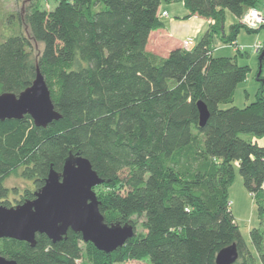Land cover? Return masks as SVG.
I'll return each mask as SVG.
<instances>
[{"label":"trees","instance_id":"1","mask_svg":"<svg viewBox=\"0 0 264 264\" xmlns=\"http://www.w3.org/2000/svg\"><path fill=\"white\" fill-rule=\"evenodd\" d=\"M50 1L48 9L28 0L22 14L5 17L9 33H0V94L17 96L38 71L61 117L46 128L29 116L0 121V205L32 200L50 170L61 172L78 154L103 180L106 192L97 200L105 223L130 224L135 235L110 254L70 231L55 244L36 235L34 247L0 239V256L76 264L83 243L88 264H216L217 253L235 245V264H264V148L254 142L264 137L263 80L260 73L255 101L238 109L235 91L249 69L212 56L215 36L235 47L241 29L264 28L242 21L259 0H163L182 4L186 18L213 22L193 49L176 48L166 58L146 50L149 35L163 28L161 0ZM225 11L237 19L228 35ZM259 65L262 71L264 58ZM198 102L209 114L203 127ZM235 170L256 206L253 252L228 200ZM11 174L31 185L13 190L14 204L4 184ZM134 218L142 219V233Z\"/></svg>","mask_w":264,"mask_h":264},{"label":"water","instance_id":"2","mask_svg":"<svg viewBox=\"0 0 264 264\" xmlns=\"http://www.w3.org/2000/svg\"><path fill=\"white\" fill-rule=\"evenodd\" d=\"M264 51L258 56L260 63ZM261 66L259 65V76ZM258 81V80H257ZM199 127L208 119L202 102L197 103ZM29 116L35 127L46 128L61 117L54 110L49 90L37 71L32 84L17 96L0 94V121L20 120ZM103 183L90 162L80 155H70L61 172L50 170L44 185L33 193V199L14 207L0 205V239H12L35 246V236L44 235L53 244L60 242L70 231L81 236L82 242L110 254L121 248L135 235L130 224H106L99 211L93 189ZM238 253L235 245L220 250L216 264H235ZM0 264H18L0 256Z\"/></svg>","mask_w":264,"mask_h":264},{"label":"rangeland","instance_id":"3","mask_svg":"<svg viewBox=\"0 0 264 264\" xmlns=\"http://www.w3.org/2000/svg\"><path fill=\"white\" fill-rule=\"evenodd\" d=\"M28 0H0V33L2 35L8 34L9 29L5 23V17L11 13L13 14H22L23 8L27 5ZM44 3V6L48 9L52 8V4L55 7V2L50 0H41ZM161 8L167 10L169 16L165 18V20H172V24L169 28L175 32V34L179 36H186L187 39L193 42L194 47L200 41L203 34V26L201 27V20H197L194 18H184L187 14V11L181 4H172L166 5L162 2ZM166 21V23H167ZM237 23V19L228 11H225V21H224V32L226 35L230 32V27ZM184 41V40H183ZM264 43V28L259 29L258 32H247L245 29H241L238 36L236 37L235 43L241 50L240 46H250L254 42ZM220 44L217 43V40H213V47L216 48ZM34 49L36 52L41 51L42 47L40 44L34 43ZM248 46V47H249ZM152 52L158 55H163L165 53L162 50V46L157 43H153L149 47ZM193 49V48H192ZM234 46H226V50L221 52L214 53V56H228L230 58H234L239 66H245L249 69L247 77L244 82H242L238 92V98L236 99V103L239 104V108H244L250 105L255 101L256 94L258 93L261 84L257 81L259 63H258V53L254 52L252 49L241 50L237 52ZM239 53H242L241 56ZM223 54V55H221ZM261 79L263 80V90H264V65L261 71ZM248 96V98L246 97ZM235 176L237 177V181L235 180ZM5 186L10 190L9 193V201L11 204H14L15 200L18 199V194L22 193V191L26 189H30V182L22 179L17 174L9 175L4 182ZM16 190L17 193L14 194L13 190ZM96 197L100 195L101 192H106V189L102 186H97L93 189ZM247 192V191H246ZM245 188L242 183V179L239 175L238 170H235L234 180L231 186L228 189V200L230 202V209L234 216V219L239 227V230L242 236L246 239V243L248 244L249 249L253 252V248L249 242V228L257 227L259 221L257 219V212L255 204L252 207H247L244 204V197L246 195ZM247 197V195H246ZM233 204V206H232ZM232 206V207H231ZM141 218H134L135 229L137 233H142L140 224ZM251 224V225H250ZM243 238V239H244ZM80 254L81 259L76 264H88L86 261L85 248L83 243H80ZM126 264H146L144 262H128Z\"/></svg>","mask_w":264,"mask_h":264},{"label":"crops","instance_id":"4","mask_svg":"<svg viewBox=\"0 0 264 264\" xmlns=\"http://www.w3.org/2000/svg\"><path fill=\"white\" fill-rule=\"evenodd\" d=\"M163 0H161V4H162ZM164 3V2H163ZM165 4V3H164ZM177 4H180V3H177ZM167 5V4H166ZM172 5V4H170ZM182 5V4H181ZM183 6V5H182ZM184 8V7H183ZM257 11L261 12L262 15L264 16V0H259L258 1V4H257V7H256ZM163 13H166L165 16H162ZM159 19L160 21L163 23V28L158 30V31H155V32H152L150 35H149V38H148V42H147V46H146V50L152 54H154L155 56L159 57V58H166L167 55L169 54L170 51H172L173 49H176V48H181V44L183 42V40L187 39L186 36H179L177 34H175L174 31L171 30V28H169L172 24V20H165V18H167L169 16L167 10H165L164 8H161V5H160V8H159ZM187 15V14H186ZM186 18V16L184 17ZM194 19H197V20H201L199 22H201V27L203 26V34L205 33V31L207 30V28L213 24V22H210V21H206V20H203V19H200V18H197V17H192ZM189 19V18H188ZM167 21V23H166ZM202 34V36H203ZM225 34V32H224ZM226 35V34H225ZM214 39L217 40V43H219L220 45L216 48L213 47V52H212V56L213 57H228V56H214V53H217V52H221L223 53V51L226 50V46L227 45H224L221 43L220 39L218 37H214ZM153 43H157V44H160L162 46V50L165 51V53L163 55H158V54H155L153 53L149 47L151 44ZM193 44V42H192ZM257 44H261L260 42H254L253 44H251L249 47L248 46H240L242 49L241 50H246V49H252L253 50V47ZM236 45V43H235ZM194 47V44L192 46V48ZM235 50L237 51L239 49V47L236 45L235 46ZM240 50V49H239ZM240 50V51H241ZM254 51V50H253ZM239 52V51H237ZM255 52V51H254ZM257 53V52H256ZM241 56L243 55L242 53H239ZM223 55V54H221ZM230 58V57H229ZM236 61V60H235ZM237 63V61H236ZM238 64V63H237ZM240 84L238 85V87L236 88V91H235V95H234V103L233 105L235 107H238L239 108V104L236 103V99L238 98V92H239V88H240ZM246 97L248 98V96L246 95ZM254 142H256V144L262 148H264V137L263 138H260V139H254ZM237 166V165H236ZM237 177L235 176V180L237 181L236 179ZM262 188L264 190V182H263V185H262ZM246 192V190H245ZM247 195V197H246ZM246 195L244 197V204L247 205V207H252V205H254V202L252 200V197L250 196V194H248V192H246ZM233 206V204H232ZM231 206V207H232ZM232 211H233V208H232ZM251 225V224H250ZM252 228H249V231L251 230ZM248 231V233H249ZM244 238V237H243ZM244 240L246 241V239L244 238Z\"/></svg>","mask_w":264,"mask_h":264},{"label":"built area","instance_id":"5","mask_svg":"<svg viewBox=\"0 0 264 264\" xmlns=\"http://www.w3.org/2000/svg\"><path fill=\"white\" fill-rule=\"evenodd\" d=\"M166 13H163L162 16H165ZM243 23L251 29H255L261 25H264V16L261 12L257 10L250 11L244 18ZM193 46L192 42L190 40H184L181 44V47L188 50L191 49ZM262 49V46L257 44L253 47V50L255 52H259Z\"/></svg>","mask_w":264,"mask_h":264}]
</instances>
